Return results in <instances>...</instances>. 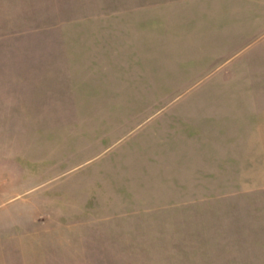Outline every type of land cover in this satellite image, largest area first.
Segmentation results:
<instances>
[{
  "label": "rangeland",
  "instance_id": "rangeland-1",
  "mask_svg": "<svg viewBox=\"0 0 264 264\" xmlns=\"http://www.w3.org/2000/svg\"><path fill=\"white\" fill-rule=\"evenodd\" d=\"M0 264H264V0H0Z\"/></svg>",
  "mask_w": 264,
  "mask_h": 264
}]
</instances>
